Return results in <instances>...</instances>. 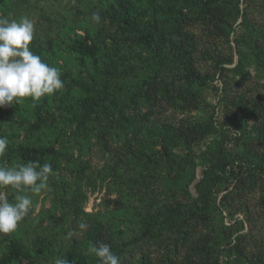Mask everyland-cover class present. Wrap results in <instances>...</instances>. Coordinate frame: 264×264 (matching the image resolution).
I'll return each mask as SVG.
<instances>
[{
    "label": "rangeland",
    "instance_id": "374dc122",
    "mask_svg": "<svg viewBox=\"0 0 264 264\" xmlns=\"http://www.w3.org/2000/svg\"><path fill=\"white\" fill-rule=\"evenodd\" d=\"M106 2L0 0V16H27L34 21L30 50H39L43 62L60 68L64 82L62 90L42 97L34 107L31 98L0 107V136L9 144H52L67 156L50 163L57 176L49 177L47 190L27 193L33 207L17 230L0 234V259L13 239L22 243L27 256L7 264H52L74 239L87 248L91 241L108 242V230L117 216L126 217L130 229L137 230L140 213L133 194L140 189L141 193L153 190L159 203L165 201L179 210L184 221L159 238L141 241L137 255L121 264H137L141 259L143 264H257L264 257L260 201L264 174L253 167L264 161V0L212 4L202 0L196 6L188 0H136L137 32L151 23L164 38L181 46L182 57H172L167 49L155 55L127 41L121 26L103 17ZM169 8L177 18L174 27L164 14ZM93 12L100 14L99 24L91 20ZM86 33L104 36L97 66L63 46ZM114 37L124 55L111 63ZM108 68L113 75L109 81L121 89L115 92V104L105 103L104 114L79 127L75 112L66 110V105L76 104L79 97L100 96V84L107 80L102 76L111 75ZM184 71L197 79L184 80ZM136 89L142 95L133 106L129 95ZM65 92L72 95L60 103ZM120 108L128 113L135 108L148 111L149 127L181 121L184 128H193L186 141L172 150L178 162L134 169L128 159L137 157L140 149L150 153L146 142L157 138L143 130L134 139L129 129L121 130L115 121ZM37 114L43 127L30 132ZM158 149L154 146L153 151ZM229 156L241 164L240 177L232 181L220 174L231 162ZM21 163L17 156H6V151L0 156L2 166ZM0 191L10 200L16 195L11 188ZM118 201L125 204L123 212H116L121 209ZM96 222L100 231L91 235ZM82 223L86 230L79 227ZM128 234L121 225L116 238Z\"/></svg>",
    "mask_w": 264,
    "mask_h": 264
},
{
    "label": "trees",
    "instance_id": "16d2710c",
    "mask_svg": "<svg viewBox=\"0 0 264 264\" xmlns=\"http://www.w3.org/2000/svg\"><path fill=\"white\" fill-rule=\"evenodd\" d=\"M145 1L151 2L152 0ZM188 1L192 5L196 6L202 0ZM217 1L218 0H205V3L212 4L213 2ZM102 12L103 17L113 19L121 26V34H126L124 38L127 41H132L135 45L145 50L151 51L155 55L157 52H159V50L167 49V53L172 57H182L181 54L183 52L181 46L174 42L168 41L167 38H164V34L155 30L151 23L149 26L144 27V32H137L139 27L136 25V22L137 16L139 14V8L136 0H109V3L105 5V8ZM164 14L166 15V20L170 26L174 27L177 22L174 9L169 8L168 10L164 11ZM235 15H238V8L235 9ZM103 37L104 36L102 35L94 37L86 33V35L83 37L78 36V38L72 40L71 42L63 43V46L69 53L79 56L82 58V60L87 59L93 63V66H97V57L102 49V46H104ZM112 42H114V44L111 45L112 56L111 58H108L111 63H113L115 59H121L124 55L121 50L122 46L118 38H112ZM31 51L34 54L39 55L40 58L42 57L43 53L39 52V50ZM108 69L106 71L111 74L112 71ZM114 70H116V68ZM119 75L122 74H116L114 76L117 77ZM108 78L112 79L113 75H108L105 73V75L102 76V79L107 80L100 84V96L96 97L95 95H91L79 97L76 100V104L70 106L66 105V110L70 111L71 113L75 112L74 118L78 119L79 127L84 128L87 125L88 120L95 117L98 118L100 114L103 113L102 110H105V103L112 105L115 104V92L120 91L121 89L114 83H111ZM183 79L191 82L193 79H197V76L189 71H184ZM65 93L66 94H63L65 99L60 100V103L66 101L72 95L70 94L71 92ZM59 95L55 96V101L56 97L60 98ZM141 95V90L136 89L134 93L129 95V104L137 106L136 101ZM125 110L120 108L116 117L114 116L115 121L121 130L124 131L125 128L129 129L131 136H133L134 139L143 130L150 132L151 135H154L157 138L156 142H146L147 144H150V153L140 149L138 150V153L140 154L137 157L128 159L129 163L133 162L134 169L139 168L146 171L148 169H153V166H156V164L177 163L179 157L172 150L180 143L186 141L189 134L193 132V128H184L181 121L179 124L168 123L161 126L149 127L150 119L147 115L148 111L146 113H142L138 110V108H135L134 112L128 113L125 112ZM38 116L39 114L36 115V121L29 127L32 130L30 132H34L33 130L36 129H42L43 126L41 127V125H39V121L42 123L43 120ZM197 137L199 138V136ZM154 146H158L159 149L157 151H153ZM64 152L65 151H62L61 149L56 150L52 144L21 142L8 144L6 156H9L10 153L14 156H17L19 161L23 163L28 161H38L40 164H43L44 162L55 164L58 160L63 161L66 159L67 156H65ZM230 158L231 162L225 164V166L221 168L220 174L225 179L230 178L232 181L240 177L241 164L238 158ZM253 167L254 169L258 168V171H263L264 174V161L259 162L257 166ZM249 169L251 168H248V170ZM144 177L152 178L151 176ZM132 181L133 184H136L134 180ZM146 186L149 187V185ZM141 191L142 190L138 189L133 194V196H136L135 200L138 201L137 206L138 212L140 213V225L138 229L131 230L130 225L126 222V217L117 216V223H115L114 226L108 230L109 240L106 243L109 244L112 251L117 256H119L121 262H123V259L126 257L132 258L137 255L136 249H139V244L141 241H148L154 237L159 238L163 235V233L166 234L168 231L176 229L184 221L182 218V213L179 210L169 208L165 201L160 204L158 194H156L153 190L142 193ZM145 197L147 200H144ZM260 201L264 206V186L261 192ZM116 204L121 206V209H116V212H123L122 208L125 206L124 202L118 201ZM121 225L125 228V233L127 232L129 234L128 236L122 238H116L118 237L117 234L120 233ZM100 227L101 225L96 222L92 226L91 235L99 233ZM114 239L116 242L118 241V243H114ZM87 241L90 242V239ZM90 244L95 243L91 241ZM48 246V248H50L52 247V244L48 243ZM86 250V245H79V243H77L74 239L71 241L68 247L61 250L56 255V258H64L68 261V264H99V260L94 256L87 254ZM51 251H53L52 248ZM6 252L7 254H4L0 259L2 264H7L14 260L20 261L22 257L25 258L27 256V253L23 251L22 243L13 239L9 240ZM137 264H143V259L138 261ZM257 264H264V257L263 259H260Z\"/></svg>",
    "mask_w": 264,
    "mask_h": 264
},
{
    "label": "clouds",
    "instance_id": "9594fccd",
    "mask_svg": "<svg viewBox=\"0 0 264 264\" xmlns=\"http://www.w3.org/2000/svg\"><path fill=\"white\" fill-rule=\"evenodd\" d=\"M91 20L101 22L98 12L91 14ZM35 38L34 21L27 16L10 19L0 16V107L19 105L24 98H31L32 106L45 96L54 95L64 88L61 69L43 62L39 55L30 50ZM9 141L0 136V156H3ZM57 176L52 165L45 162L28 161L5 167L0 165V189L16 191L10 200L0 191V234H11L33 207L32 196L49 188V177ZM82 230L86 224H80ZM87 254L99 260V264H121L107 243L89 244ZM52 264H68L64 258H56Z\"/></svg>",
    "mask_w": 264,
    "mask_h": 264
}]
</instances>
